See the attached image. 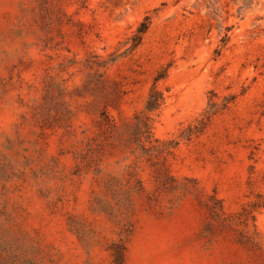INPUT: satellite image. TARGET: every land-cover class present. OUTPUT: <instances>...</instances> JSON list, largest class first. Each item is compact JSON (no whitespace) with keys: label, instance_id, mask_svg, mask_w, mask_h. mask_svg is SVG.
I'll return each instance as SVG.
<instances>
[{"label":"rangeland","instance_id":"obj_1","mask_svg":"<svg viewBox=\"0 0 264 264\" xmlns=\"http://www.w3.org/2000/svg\"><path fill=\"white\" fill-rule=\"evenodd\" d=\"M258 194L264 0H0V264H264V208L207 230Z\"/></svg>","mask_w":264,"mask_h":264},{"label":"trees","instance_id":"obj_2","mask_svg":"<svg viewBox=\"0 0 264 264\" xmlns=\"http://www.w3.org/2000/svg\"><path fill=\"white\" fill-rule=\"evenodd\" d=\"M150 27L149 18H146L138 27L133 40L132 48H136L142 41L143 36L146 34ZM165 77V74H159L156 76L153 86L151 87L148 98L145 103L144 109L135 114L134 123L132 124V140L137 145L143 147L145 143L159 142L157 138H154L153 134V122L154 115H158L164 104L165 98L162 91L157 88V83ZM104 117L108 116L106 111L102 112ZM209 119V115L206 116ZM114 120H112V125ZM208 199L212 202L210 210L212 213V221L207 224V230L209 233H213L216 227L218 228H233L240 233V240L245 237L249 241L253 242L255 246H259V242L254 241V236H259L257 226L255 224L256 217L255 212L264 208V196L258 194L257 199L248 203L242 207L240 212L234 214H227L224 208L223 200L218 199L215 195H211ZM253 223V230H250V223ZM261 236V235H260ZM125 247H120L118 251V257L116 261L122 264L124 258Z\"/></svg>","mask_w":264,"mask_h":264}]
</instances>
